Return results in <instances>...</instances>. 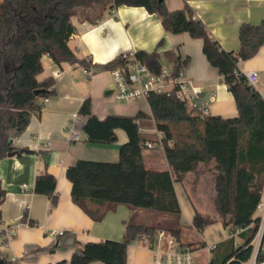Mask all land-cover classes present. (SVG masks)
I'll return each instance as SVG.
<instances>
[{
	"label": "trees",
	"instance_id": "1",
	"mask_svg": "<svg viewBox=\"0 0 264 264\" xmlns=\"http://www.w3.org/2000/svg\"><path fill=\"white\" fill-rule=\"evenodd\" d=\"M124 4L143 6L157 14L172 34L187 32L201 38L207 60L219 70L235 99L237 114H191L187 102L172 91L149 96L151 114L139 110L135 115L112 113L100 119L92 113L91 100L86 98L79 112L87 116L84 130L88 140L115 142L116 129L122 128L128 133V141L120 146L117 161L79 159L67 168L73 201L97 221L118 204L148 210L153 217L150 222H140L132 216L125 222L123 240L84 243L75 249L70 264H129L128 246L146 237V246L152 247L160 229L195 250L206 247L202 239L196 243L184 239L181 200L175 188L176 181L199 169L200 164L207 165L213 176V210L230 235L216 243L210 261L243 264L253 253L250 242L261 220L256 213L264 195V98L255 86L247 83L239 63L255 56L264 45V19L258 24L243 23L239 50L228 51L188 5L170 10L166 0H0V161L19 153L13 137L27 128L32 115L41 113L44 98L56 91L53 77L38 78L43 71L44 55L57 64L69 62L88 71L110 70L123 63L120 56L106 63H94L88 57H80L69 41L76 31L72 17L79 15L95 23L106 12ZM136 55L154 72L160 71L161 54L157 50H140ZM165 55L176 66L187 62V58L181 59L172 52ZM146 120H153L167 136L175 130L179 133L176 141L164 143L169 169L150 168L146 164L144 144L155 138L151 129L140 131L141 122ZM36 179L34 191L52 196L54 206L55 176L44 172ZM5 198L6 189L0 178V222ZM194 217L193 227L200 234L217 221L212 213L199 210ZM23 222L35 225L26 216ZM236 236L240 242H236ZM57 247L55 243L49 250ZM0 259V264H18V260L1 256Z\"/></svg>",
	"mask_w": 264,
	"mask_h": 264
},
{
	"label": "crops",
	"instance_id": "2",
	"mask_svg": "<svg viewBox=\"0 0 264 264\" xmlns=\"http://www.w3.org/2000/svg\"><path fill=\"white\" fill-rule=\"evenodd\" d=\"M166 3L170 10L188 5L193 14L204 22L211 35L228 51L239 50V31L243 23L258 24L264 19V0H166ZM72 21L76 31L69 44L80 57H88L94 63H106L124 52L157 50L161 54L162 64L174 66L175 63L165 55L172 52L181 59L187 58L182 69L201 90L208 114L224 117L237 114L235 99L219 70L207 60L201 38L192 37L187 32H168L161 18L143 6H118L106 12L104 18L95 23L79 15L72 17ZM42 63L43 71L38 78L42 80L53 77L56 91L47 97L49 100L43 104L41 113L32 115L27 128L13 137L19 153L6 156L0 161V178L6 189L0 222V256L18 260V264L61 261L70 264L73 252L84 243L106 239L123 240L126 221L132 216L140 222L149 218L145 209H132L118 204L114 209H108L103 219L97 221L73 201L67 168L79 159L117 161L120 146L128 141V133L118 128L115 142H90L84 130L87 116L80 114V108L84 100L90 98L91 111L100 119L112 113L135 115L142 109L137 103L133 104L137 101L123 103L130 105L126 109L116 100L114 79L109 70L88 71L83 66H73L69 62L57 64L47 55L42 57ZM239 67L243 73L258 71L259 80L255 87L264 98V45L255 56L240 61ZM146 112L151 114L150 107ZM153 127H156L155 123ZM146 151L144 156L148 167L169 169L164 150ZM198 168L175 182L181 200L182 223L193 229L196 210L213 213L217 218L215 222H221L214 210L200 209L204 208L198 203V200L203 199L201 195L195 199L187 190L186 181L191 175L208 174L213 178L207 165L200 164ZM44 172L53 174L57 180V202L54 206L52 196L36 194L34 191L36 177ZM213 186L210 199L212 209L215 197ZM259 214L260 210L256 215ZM25 216L34 221L35 225L24 223ZM210 225L198 240H204L207 245L224 240L206 237L205 231ZM7 228H15L16 234H9ZM60 230L64 234L52 233ZM55 243L58 247L50 251V246ZM39 248L41 250H37ZM128 248L129 264H154V252L139 240L133 241ZM205 249H197L195 264H202L201 256L207 257L206 261H209L210 253H204ZM92 264L105 263L94 261Z\"/></svg>",
	"mask_w": 264,
	"mask_h": 264
},
{
	"label": "built area",
	"instance_id": "3",
	"mask_svg": "<svg viewBox=\"0 0 264 264\" xmlns=\"http://www.w3.org/2000/svg\"><path fill=\"white\" fill-rule=\"evenodd\" d=\"M137 51L124 52L120 55L123 63L116 68L110 69L114 79V94L118 102L129 103L132 101L146 100L152 93H170L174 91L177 97L187 102L201 114H208L206 100L201 90L195 84L193 78L185 74L183 66H168L162 64L159 72H154L145 62H142L136 55ZM90 71H92L90 69ZM248 84L255 86L259 80L257 70H249L244 73ZM49 99L44 98L43 103ZM149 102V101H148ZM140 131L146 129L140 126ZM155 138L147 140L145 147L149 150H164L165 141L173 143L178 139V135L169 136L165 131L153 129ZM79 138L78 134L74 135ZM26 185H24L25 187ZM259 205L260 222L256 233L254 234L250 245L253 247L250 258L243 264H264V202ZM6 231L16 234L15 228H7ZM54 234H64L63 230L53 231ZM139 241L146 246L147 238L143 237ZM216 243L208 244L207 251L210 253L208 264H212L211 251ZM154 252V264H195L196 251L192 247L182 244L174 236L166 233L165 230H157L155 242L152 247Z\"/></svg>",
	"mask_w": 264,
	"mask_h": 264
},
{
	"label": "rangeland",
	"instance_id": "4",
	"mask_svg": "<svg viewBox=\"0 0 264 264\" xmlns=\"http://www.w3.org/2000/svg\"><path fill=\"white\" fill-rule=\"evenodd\" d=\"M120 103L123 104V102H120ZM134 103H137L138 106L140 107V109H142V110L147 111L149 109L148 101H146V100L142 99V100H139L137 102H133V104ZM133 104H131V105H133ZM123 105L125 106L126 109H129V107H130V105H128V104H123ZM188 110L190 111L191 114H199V111L197 109L193 108L191 105H188ZM153 123H154L153 120H146L144 122H141V126L144 127L145 129L153 130L154 129ZM172 133H173V135L179 136V133L176 130L172 131ZM146 150H147L146 153L148 151H150L149 149H146ZM205 172H207V170ZM212 181H213V178L211 176H209L208 174H204L202 176L191 175L188 178V180L186 181L187 190L195 199H197L196 197L198 195H201L203 197V199L198 200L199 201L198 203L204 207V208L198 207L201 210H205V211H212L213 210L211 205H210V203L212 202L210 200L211 196H212V186H213ZM262 201H264V195H263ZM146 211H148V210H146ZM147 213L149 214V218L143 222H150L152 220V217H153L152 213H150V211H148ZM258 213H259V210H257V214ZM205 234H206L207 238H209V239L213 238L214 240H217V241H219L221 239H227L230 236L228 229L225 228L221 222H218V223L215 222L214 224L210 225L207 228V230L205 231ZM200 235L201 234L196 229L185 227L184 238L186 240H189L191 242L196 243L198 241V238H200ZM236 242H240V238L238 236H236ZM204 253L208 254V251L205 249ZM195 256H196V254H195ZM200 259H201L202 264H208V262H209L208 260L206 261L207 257L201 256Z\"/></svg>",
	"mask_w": 264,
	"mask_h": 264
},
{
	"label": "water",
	"instance_id": "5",
	"mask_svg": "<svg viewBox=\"0 0 264 264\" xmlns=\"http://www.w3.org/2000/svg\"><path fill=\"white\" fill-rule=\"evenodd\" d=\"M36 92H38V91H36ZM0 261H1V259H0Z\"/></svg>",
	"mask_w": 264,
	"mask_h": 264
}]
</instances>
